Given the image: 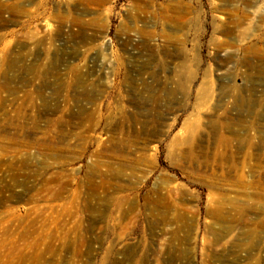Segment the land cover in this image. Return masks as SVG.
<instances>
[{
  "label": "rangeland",
  "instance_id": "rangeland-1",
  "mask_svg": "<svg viewBox=\"0 0 264 264\" xmlns=\"http://www.w3.org/2000/svg\"><path fill=\"white\" fill-rule=\"evenodd\" d=\"M0 200L37 264H264V0H0Z\"/></svg>",
  "mask_w": 264,
  "mask_h": 264
},
{
  "label": "bare ground",
  "instance_id": "bare-ground-1",
  "mask_svg": "<svg viewBox=\"0 0 264 264\" xmlns=\"http://www.w3.org/2000/svg\"><path fill=\"white\" fill-rule=\"evenodd\" d=\"M34 129H35V127H34ZM29 159V158H28ZM27 161H25V165L27 164L26 163ZM24 165V166H25ZM5 200H0V208H2L4 205H5ZM5 210V209H4ZM31 210H26V212H25V214L22 216V217H20V218H15V219H13L14 218V215H16L14 212H13V210H7V211H4L3 213H2V215H0V219H1V217L3 218V216L5 217V218H8V219H10V220H12V221H19V222H24V221H26V218H29V216H30V214L29 213H31L30 212ZM29 215V216H28ZM2 220V219H1ZM25 224V223H24ZM23 224V225H24ZM21 225V224H20ZM26 225V224H25ZM1 229V228H0ZM6 230V229H5ZM5 230H3V232H5ZM9 230V229H8ZM11 230V229H10ZM9 230V231H10ZM23 230V229H22ZM13 231V230H12ZM11 232V231H10ZM23 232V231H22ZM9 232H8V236H9ZM5 235V234H4ZM30 235H32V234H30ZM29 235V236H30ZM44 235V234H43ZM7 236V235H6ZM5 236V237H6ZM8 236H7V238H8ZM47 236V235H46ZM25 237H27V235H25V234H21V236H19V240L21 239V240H25ZM36 237V236H35ZM51 237V236H50ZM4 239L5 240V243L4 242H0L1 244H0V250H5V247L7 248V251L5 252V253H3V254H1V252H0V264H24V262L26 261V257H27V255H28V251L29 250H32L30 253H29V255L30 256H32V258H30V260H31V262L30 263H32V264H37V263H39L40 261H41V254L39 253L38 254V252H36V249L38 248L37 246H39L38 245V240L36 241L35 240V242L33 243V245H27L26 247H19V246H17L16 245V241H13V240H10V239ZM9 238H10V236H9ZM32 238V237H31ZM33 238H34V236H33ZM42 238H44L43 236H42ZM49 238V237H48ZM27 239V238H26ZM2 240V239H1ZM40 242V241H39ZM44 244V243H43ZM46 245V244H45ZM51 246V245H50ZM45 248V247H44ZM24 249H27V252L28 253H24L23 252V250ZM39 249H40V247L37 249L38 251H39ZM34 252H36V253H34ZM47 252V251H46ZM50 252V251H49Z\"/></svg>",
  "mask_w": 264,
  "mask_h": 264
}]
</instances>
